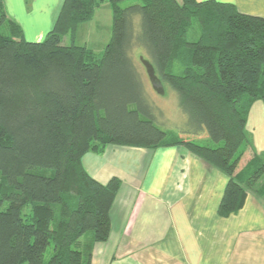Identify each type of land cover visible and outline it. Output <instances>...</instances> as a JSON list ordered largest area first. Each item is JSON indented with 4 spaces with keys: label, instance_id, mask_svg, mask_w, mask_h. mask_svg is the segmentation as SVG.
<instances>
[{
    "label": "trees",
    "instance_id": "trees-1",
    "mask_svg": "<svg viewBox=\"0 0 264 264\" xmlns=\"http://www.w3.org/2000/svg\"><path fill=\"white\" fill-rule=\"evenodd\" d=\"M103 1L64 0L41 42L27 41L0 3V264H92L88 247L73 246L87 233L108 240L122 182H98L82 159L109 144L184 145L229 176L220 216L242 209L248 191L264 197V157L241 165L250 107L264 102V17L216 0H107L104 51L63 44ZM141 57L177 92L180 131L156 124ZM207 134L217 147L195 141Z\"/></svg>",
    "mask_w": 264,
    "mask_h": 264
},
{
    "label": "crops",
    "instance_id": "crops-1",
    "mask_svg": "<svg viewBox=\"0 0 264 264\" xmlns=\"http://www.w3.org/2000/svg\"><path fill=\"white\" fill-rule=\"evenodd\" d=\"M216 1L232 4L240 13L264 17V0ZM63 2L0 0L8 19L29 42L45 40ZM97 18L101 31L107 32L103 39H111L113 12L107 0L76 32L89 29ZM2 30L9 32L8 25ZM88 34L90 40L99 38L93 29ZM84 46L96 52L89 44ZM246 129L248 149L264 157L262 100L251 105ZM247 159L245 156L241 165ZM82 162L98 182L107 184L115 177L122 182L110 211L108 240L93 242L91 234L83 245L91 250L92 264H264V197L248 191L242 209L220 216L229 176L184 145L144 148L109 144L102 152H88Z\"/></svg>",
    "mask_w": 264,
    "mask_h": 264
},
{
    "label": "rangeland",
    "instance_id": "rangeland-1",
    "mask_svg": "<svg viewBox=\"0 0 264 264\" xmlns=\"http://www.w3.org/2000/svg\"><path fill=\"white\" fill-rule=\"evenodd\" d=\"M140 3V0H128L125 2L121 3V6L125 7L128 6L132 3ZM104 20L103 18L101 19L100 22ZM102 24H99V18L92 24H90L89 29L87 30L84 28H81L77 33V35L71 37L70 35H67L64 37L63 44H70L71 42H75L77 45H84L89 44V46L93 47L96 52L100 53L104 49L105 44L110 40V37L105 40L103 39L104 36H106L107 32H104L103 30L101 31V26ZM105 26H103L104 29ZM91 29H93L96 33V36H99L98 39L96 40H90L88 37V32L91 33ZM99 29V30H98ZM192 32V31H191ZM99 33H101L99 35ZM102 36V37H101ZM194 33L192 37H194ZM101 37V38H100ZM190 39V38H189ZM141 68L143 70L150 100L152 101L153 105L155 106V109L157 110V119H156V124L161 127L164 130H169V131H175L178 132L180 131L183 127L186 126V121H187V116L180 110L179 107V101H178V95L177 92L169 85H165V94L161 95L158 94L152 87L150 80L147 76L145 67L141 64ZM195 141L199 144L202 145H209L212 147H217L218 145L209 138L208 134L205 135V137H201L198 139H195ZM249 150V149H248ZM254 156V153L249 150L247 152L246 158H252ZM245 163V161H244ZM264 182V181H263ZM7 203L4 205V208H6ZM24 214H29L32 213V206L27 205L24 210ZM55 223H53L54 226ZM91 237V233H87L86 235L83 236L82 242L80 244H75L73 248H83V245L87 244L89 239ZM53 254V244H51L48 248V251L46 253V260H48Z\"/></svg>",
    "mask_w": 264,
    "mask_h": 264
},
{
    "label": "water",
    "instance_id": "water-1",
    "mask_svg": "<svg viewBox=\"0 0 264 264\" xmlns=\"http://www.w3.org/2000/svg\"><path fill=\"white\" fill-rule=\"evenodd\" d=\"M141 62L144 65L147 75L149 77L150 83L153 87V89L161 95L165 94V86L163 84V82L161 81V79L157 76L156 74V70L153 66V64L145 59L144 57H141Z\"/></svg>",
    "mask_w": 264,
    "mask_h": 264
}]
</instances>
